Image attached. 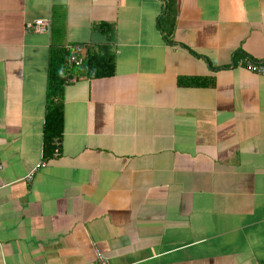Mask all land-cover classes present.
Returning a JSON list of instances; mask_svg holds the SVG:
<instances>
[{"label": "crops", "instance_id": "1", "mask_svg": "<svg viewBox=\"0 0 264 264\" xmlns=\"http://www.w3.org/2000/svg\"><path fill=\"white\" fill-rule=\"evenodd\" d=\"M46 17L53 38L26 31ZM52 43L109 45L115 68L72 74L46 157ZM247 60L264 63V0H0V264H264Z\"/></svg>", "mask_w": 264, "mask_h": 264}, {"label": "trees", "instance_id": "2", "mask_svg": "<svg viewBox=\"0 0 264 264\" xmlns=\"http://www.w3.org/2000/svg\"><path fill=\"white\" fill-rule=\"evenodd\" d=\"M104 23L98 27L110 34L109 26ZM97 26V25H96ZM59 31L56 21H51V36ZM74 60L69 63L70 57ZM115 68L114 55L109 45H101L96 50H88L84 57H79L64 45L52 43L48 55V82L46 89V112L43 130L44 155L50 156L54 149V141L61 138L63 131V98L64 86L69 82L72 74L88 78H100L113 75Z\"/></svg>", "mask_w": 264, "mask_h": 264}, {"label": "built area", "instance_id": "3", "mask_svg": "<svg viewBox=\"0 0 264 264\" xmlns=\"http://www.w3.org/2000/svg\"><path fill=\"white\" fill-rule=\"evenodd\" d=\"M25 29L28 32H39V33H46L49 34L51 30V20L50 18H37L33 21H29L25 24ZM74 57L71 56L70 61H73ZM246 68L250 71L257 72V73H264V63L262 62H253L252 60H247ZM57 144V142H56ZM58 148L55 149V155L58 154ZM40 165H44L43 162H40ZM1 168V164H0ZM32 173V172H31ZM31 173L28 175L30 176ZM29 178V177H28ZM96 254V264H109L107 260L104 258L102 253L99 251L98 248H95Z\"/></svg>", "mask_w": 264, "mask_h": 264}]
</instances>
